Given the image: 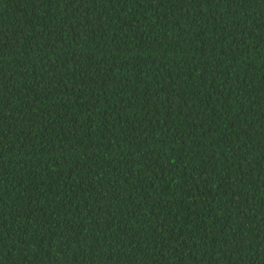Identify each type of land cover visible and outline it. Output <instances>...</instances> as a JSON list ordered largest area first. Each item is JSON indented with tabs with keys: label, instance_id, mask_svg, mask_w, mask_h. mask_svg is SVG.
Returning a JSON list of instances; mask_svg holds the SVG:
<instances>
[{
	"label": "trees",
	"instance_id": "1",
	"mask_svg": "<svg viewBox=\"0 0 264 264\" xmlns=\"http://www.w3.org/2000/svg\"><path fill=\"white\" fill-rule=\"evenodd\" d=\"M0 264H264V0H0Z\"/></svg>",
	"mask_w": 264,
	"mask_h": 264
}]
</instances>
